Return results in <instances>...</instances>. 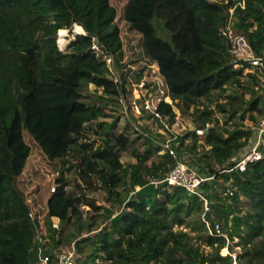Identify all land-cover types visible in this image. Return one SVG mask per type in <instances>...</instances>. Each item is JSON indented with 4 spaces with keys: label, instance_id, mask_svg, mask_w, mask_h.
I'll return each mask as SVG.
<instances>
[{
    "label": "trees",
    "instance_id": "16d2710c",
    "mask_svg": "<svg viewBox=\"0 0 264 264\" xmlns=\"http://www.w3.org/2000/svg\"><path fill=\"white\" fill-rule=\"evenodd\" d=\"M147 4L170 33L168 54L154 28L140 21ZM229 22L247 37L264 68V0H0V264L36 263L38 225L48 230L53 247L60 246L65 232L55 238L52 217L64 227L77 226L83 205L101 210L88 193L99 190L125 206L95 237H79L80 230L66 235L86 254L78 264H100L99 258L109 264H264V156L244 170L235 168V156L256 138L245 123L247 113L257 124L254 112L264 115V96H255L258 75L245 72L251 62L234 61L221 30ZM76 24L86 34L74 33ZM61 29L74 36L63 49ZM94 37L113 55L120 82L92 49ZM148 65L159 67L175 103L185 110L195 104L208 149L197 153L194 129L179 137L175 158L158 153L161 147L151 136L130 124L115 132L104 121L111 103L133 94ZM89 84L111 99L87 102ZM229 86L234 93H226ZM245 92L253 94L249 107ZM212 104L227 115L217 116ZM159 109L174 121L172 103L163 101ZM92 134L101 138L99 144ZM189 136L192 144L186 143ZM143 138L151 145L140 152L136 141ZM185 144L196 152L192 159L202 173L213 175L201 185L204 198L183 186L147 182V175L163 177L184 160ZM129 148L138 160L129 165L128 181L121 156ZM38 151L48 167L59 168L54 191L44 188L42 171L31 173ZM71 168L73 177L66 175ZM127 183L128 196L120 190ZM136 183L142 188L130 194ZM205 199L209 209L203 215ZM204 217L222 222L227 237L210 234ZM228 240L234 242L223 254Z\"/></svg>",
    "mask_w": 264,
    "mask_h": 264
},
{
    "label": "built area",
    "instance_id": "2783aa9c",
    "mask_svg": "<svg viewBox=\"0 0 264 264\" xmlns=\"http://www.w3.org/2000/svg\"><path fill=\"white\" fill-rule=\"evenodd\" d=\"M245 1L242 2V4ZM77 25V24H76ZM84 29V28H83ZM223 35H225L230 44L231 51L234 57L236 65H240V61H250L253 67L259 68L263 64V60L260 57L255 56L253 50L248 42L247 37L244 34L235 33L232 29L230 22L221 28ZM74 33L77 32V29L74 30ZM83 34H86L84 30ZM69 35V33H68ZM74 37V36H72ZM67 43L65 44V46ZM92 49L98 54L105 58L109 70L114 74L115 80L120 82L119 74L117 73L114 57L104 49V47L99 43L97 38H93ZM60 48H62L60 46ZM63 49V48H62ZM151 69H148L145 74L138 79L136 85L137 90L139 91L137 96H134V99L130 105L125 107L131 109V111L141 115V117H149L153 125L157 128L156 137H151L156 139L161 147V150L164 152H169L175 158L178 157L177 146L180 144L179 137L182 136L181 133L175 128L173 121L170 120L168 114H164L160 111V103L165 101L173 104L175 101L168 94L167 84L159 71L157 65H151ZM121 102L124 103L125 98H120ZM122 105V104H121ZM203 106V105H202ZM209 127L210 123H206ZM137 131H142L137 128ZM256 131L255 140L243 147L239 153L240 156H237V161L235 163V168L244 170L248 163L255 160L262 159L264 156V115H262L257 124L254 126ZM195 131L199 137L205 135V128L197 127ZM150 135V134H148ZM151 136V135H150ZM213 175H208L198 170L190 167L184 160L178 159L177 163L166 173L163 177H154L147 175V182L154 185H159L161 183H167L170 186H183L189 194H198L203 196L201 192V185L209 179H212ZM142 188L140 183L133 185V190L130 192L132 194L135 191H138ZM52 191L55 190V186L52 187ZM209 209L208 202L205 199V210ZM204 215V214H203ZM207 230L212 235H222L226 236V233L222 229V222L215 220L211 222L210 220L205 219ZM52 226L56 229L54 232L55 238H59L58 232L61 230L60 219L58 217H52ZM43 227L41 225L37 226L36 239H37V260L35 264H78V262L83 257L80 255V251L77 247V239L74 240L68 248H61L60 246L53 247V241H51L50 236L47 238L50 239L48 245L44 242L42 234ZM52 249L53 252L47 251ZM236 262V261H234Z\"/></svg>",
    "mask_w": 264,
    "mask_h": 264
},
{
    "label": "rangeland",
    "instance_id": "374dc122",
    "mask_svg": "<svg viewBox=\"0 0 264 264\" xmlns=\"http://www.w3.org/2000/svg\"><path fill=\"white\" fill-rule=\"evenodd\" d=\"M141 10L143 11L144 14L141 13L143 18L140 21L145 23L148 27L154 28L155 33H156L155 37L164 41L166 47L168 48V49L165 48L162 51H164L165 54H168L169 52H171L169 49L172 48V45L169 42L170 33L165 28L163 22L160 19L155 18L153 16V11H152L150 4H147ZM76 29H77V27L75 25L74 30H76ZM68 33H69V31H68ZM72 36L73 35L66 34V36H64V39H65L64 44L68 43L69 40L71 38H73ZM60 37H61V35L59 33V36H58V45L59 46L62 45V44H60ZM165 38L168 39L167 42L165 41ZM62 48H64V47H62ZM151 67H152L151 65H148L147 68L145 69V71L143 72L142 76L145 74V72L148 69H151ZM245 72L246 73L255 72L258 75V77L260 79V84L255 86L256 90H257V93L255 96H261L263 98V96H264V68H263V66H261L259 68H255V67L246 68ZM117 73L119 74L118 70H117ZM135 73L136 72H134V74ZM135 75H137V74H135ZM137 79H139L138 76H137ZM248 79L250 80V77H248ZM137 81L138 80H136L133 84V94L130 95L128 98H126L124 103L121 102V100H119L120 102L117 101L116 103H111L109 105V107L107 108L109 116H107L104 119V121H106L109 124H113L115 132H120L121 130H125L126 124L127 125L130 124V126H133L135 129H136V127L139 128L142 131V134H144V135L150 134L151 137H156L157 128L155 125H153V123L151 122L149 117H147V116L141 117V115H139V114L131 111V109H128L125 107V105L126 106L128 105L127 107H130V105L134 99V96H137V94L139 92L137 90V85H136ZM234 92H235V89L232 86H229L228 89L226 90L227 94L228 93H234ZM84 93L86 94L85 100L87 102H92V103L97 102L98 103V102H103V99H105V100L111 99V96L109 94H105L103 89L101 87H97L95 84H89L84 89ZM252 95H253L252 92H245L244 93V99L246 102V107L250 106ZM104 96H107L108 98H106ZM221 101H222V104L224 106H226L225 100L222 99ZM207 102L208 101L204 100L203 103L205 106H206ZM199 107L203 108L204 106L199 105ZM211 107L215 109V114L217 116L222 118L224 115H227V113L224 114L219 109H217L215 104H212ZM194 108H195V104H192V106L189 110H185L182 107V104H180V102L174 103V109L176 112V116H175V119L173 121V124H174L175 128L181 133V135H185L186 133H188V132H190V131H192L198 127V120H197L196 114L194 112ZM254 115L256 117H259V118L262 116V115H259L256 111L254 112ZM245 123L249 126H252L253 129H254V126L256 125V124H254V121L252 120L250 113H247V118L245 120ZM228 127L230 129L233 128V126L231 124H229ZM136 134H137V132L131 131V134H130L131 138H135ZM91 136H92L91 138L96 141V144H99L101 142V138L96 137L93 134ZM191 140H192V138L189 136L188 138H186V143L190 142V144H192ZM151 141H152V144L154 146L159 145V143L156 141V139L151 138ZM149 145H151L150 142L146 143L144 138L136 141V146L138 147L140 152L145 151V149H147V147H149ZM186 145L187 144H185V146L181 147V149L183 150V159L185 160L184 162H186L190 167H192L194 169L198 168V169H200V172H203V171H201V167L199 166V164L196 163L192 159L196 152L191 151L190 149H187ZM208 148H209V145L204 142V136L199 137L197 153H201L203 151V149L206 150ZM163 152H164L163 150H160L158 153H163ZM36 154H37L36 156H38V159H37V161L34 162L33 169L31 170V173H34L35 169H39L40 171H42L43 174L45 175V180L42 182L43 186H44V188H46V189L50 188V190H51L52 187L55 186V184H56L54 182V180H55V177L57 175H59V173H60V171L57 172V170L59 168L57 170L51 169L50 167L47 166V163L45 161H42L41 157H43V156L40 153V151L36 152ZM157 155H158L157 153H153L151 158L154 159L157 157ZM238 155L240 156V153H238L235 156V158ZM121 160L125 163V165L128 169L125 173V178H127L129 181L130 169H131V167L129 165L136 163L138 160V158L133 155V148H129V149L123 151L122 156H121ZM148 163H150V161H148ZM69 166L70 165H67V167H69ZM215 167H218V164L215 165ZM66 171H67L66 175H69L72 177L75 176V174H76L74 168H71V169L66 170ZM37 178L40 179L41 177L37 176ZM126 187L127 188L130 187L129 183L122 185L120 187V190L122 191V193L124 195L128 196V191L130 189L127 191ZM88 193H89V196L92 199H94L98 205H102V208H101V210L96 212L94 209L91 208V206L89 204H85L82 207V209H83L82 210V218L83 219L80 222L76 223L77 226H75L74 224H73V226L72 225H65V227L61 225V229L63 228L62 230H64V232H65V236L63 235L65 242L60 244L61 248H68L71 245V243L74 241L72 239H71V241H69L67 239L70 235V232L71 233H77L80 230L81 232H83V235L79 236V237H83L87 234H90V235L95 237V235H97L98 232L102 233L103 231H105V229L107 227H110L112 225V218L121 209H123L125 206L124 203H121L119 200H116L115 198L110 197L108 191H106V190L88 191ZM202 214H204V212ZM224 223H226V220L223 221V224ZM176 228H178V227L176 226ZM89 229H91L90 230L91 232L88 231ZM184 229L190 231L189 227L184 228ZM39 233L42 234L41 238H43L46 245L51 243L50 239L47 238V235H48V237L50 235H49L48 230L45 227L42 229V232H39ZM58 235L60 237L61 232H58ZM66 235H67V238H66ZM235 241H237V239H235ZM233 242L234 241H232V240H228L227 246L222 248L221 252L223 254L229 253L230 252L229 245H232ZM85 243H87V242H84L83 244H85ZM235 249H237L236 251H238L240 249V247H236ZM235 254H236V252H235ZM80 255H82L84 257L86 254L80 253ZM98 261L100 264H109L108 262L103 261L101 258H99Z\"/></svg>",
    "mask_w": 264,
    "mask_h": 264
},
{
    "label": "bare ground",
    "instance_id": "6f19581e",
    "mask_svg": "<svg viewBox=\"0 0 264 264\" xmlns=\"http://www.w3.org/2000/svg\"><path fill=\"white\" fill-rule=\"evenodd\" d=\"M76 27H77V32H81V33L84 32V29H83V27L81 25L77 24ZM59 33L61 35V37H60V44H62L60 46H62V47L65 48V44H64L65 43V39H64V36H66V34H68V30L67 29H61L59 31Z\"/></svg>",
    "mask_w": 264,
    "mask_h": 264
}]
</instances>
